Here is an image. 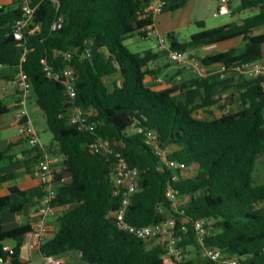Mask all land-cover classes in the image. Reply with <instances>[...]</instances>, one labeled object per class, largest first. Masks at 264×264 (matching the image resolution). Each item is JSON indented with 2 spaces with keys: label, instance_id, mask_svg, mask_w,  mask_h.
<instances>
[{
  "label": "trees",
  "instance_id": "obj_1",
  "mask_svg": "<svg viewBox=\"0 0 264 264\" xmlns=\"http://www.w3.org/2000/svg\"><path fill=\"white\" fill-rule=\"evenodd\" d=\"M57 1L59 11L52 0H34L38 8L24 41L8 44L3 43L22 12L17 2L0 6V79L13 80L22 71L27 74L32 94L44 108L48 130L65 159V171L72 177L71 183L56 188L50 203L64 209L51 221L54 231L43 239L42 254L65 258L77 253L78 264H166L161 243L146 242L120 229L113 216L121 198L114 194L110 175L119 154L130 167L142 171L140 190L126 215L129 224L150 226L174 215L180 245L200 254L195 225L203 220L207 229L204 247L221 249L239 264H264V185H256L253 176L257 162L264 158L261 79L227 72L208 77L193 74L175 81L183 70L179 67L176 75L167 76L171 88L156 91L146 83L148 75H156L150 65L170 51L188 52L193 47L241 39L245 43L242 50L232 48L200 60L228 67L264 60V33L254 35L264 27V0L241 1L236 13L255 12L247 18L213 29L198 22L201 31L188 42L180 43L169 34V50L138 54L130 52L125 42L135 35L146 37V29L153 24V15L147 11L151 0ZM188 1L168 0V7L177 10ZM58 13L64 15L65 23L52 31ZM68 52L72 53L70 61L64 56ZM42 60L54 70L67 64L76 69L75 104L91 113L95 132L70 122L67 91L62 82L47 76ZM235 94L239 96L238 112L201 117L200 112L212 115L208 110L222 100L233 103ZM4 111L0 108V113ZM139 129L156 134L165 158L147 144ZM98 138L117 142L119 149L95 154L90 146ZM171 146L175 150L170 151ZM9 151H0V184L15 177L1 172ZM164 159L186 165L175 184L183 213H174L166 197L174 170ZM28 202L25 198L12 203L0 197L1 255L10 257L13 264H27L21 260V249L31 227L4 232L1 214L5 210L20 213ZM9 239L17 243L12 255L3 252L2 244ZM188 263L210 264L202 257Z\"/></svg>",
  "mask_w": 264,
  "mask_h": 264
},
{
  "label": "built area",
  "instance_id": "obj_2",
  "mask_svg": "<svg viewBox=\"0 0 264 264\" xmlns=\"http://www.w3.org/2000/svg\"><path fill=\"white\" fill-rule=\"evenodd\" d=\"M18 3L22 12V17L13 25V33L24 35L29 25L35 18L38 6H34V0H15ZM57 10L59 11L60 4L57 0H52ZM147 11L153 16L162 13L168 7V0H151ZM219 7L215 12V17L226 16L232 13L230 3L231 0H218ZM65 23L64 15L58 13L52 25V31H58L63 28ZM163 44L165 40L162 41ZM213 46H204L206 50L211 49ZM169 50V47H167ZM64 56L67 60L72 59V53H65ZM89 56V54H88ZM170 62L176 64L183 69H190L200 77H208L213 75H220L227 72H234L239 75L248 77H255L261 79V88L264 92V60H258L250 63H243L237 66L228 67L225 64L206 65L202 60L196 57H190L186 52L170 51L168 54ZM44 70L47 76L55 81L63 83L71 106L68 109V117L72 124H75L81 130L95 132L97 124L91 119V113L75 104L77 97V72L71 65L67 64L65 67L54 70L48 65L46 60H42ZM216 70V71H214ZM17 87L21 88L20 101L17 105L16 121L20 122L21 119L27 114V102L32 94L31 84L27 74L23 71L20 72L15 79H13ZM158 83H162L161 78L157 79ZM139 133H144L147 138V144L156 147V153L165 158L166 153L158 148L157 136L151 131L139 129ZM19 141H25L34 149L35 167L38 171L39 180L44 190L42 207H40L33 215L37 218L31 224V231L26 235L24 245L28 249L29 258H33L35 252L43 259V264H67L64 257L53 255H44L41 252L42 241L35 242V235L39 234L40 238L50 230V218L55 217L63 207L52 206L50 203L55 197V171L52 168L53 159L50 155L49 149L41 144L39 134L35 127L30 124H20L19 128ZM91 150L95 154H107L113 151L111 141L98 138L91 146ZM165 164L168 168L174 170L166 190V197L169 200L171 210L174 213H183L181 200L178 198V192L175 184L180 181L182 175L186 171V165L176 161H167ZM142 171L138 168H132L130 165L117 154L116 162L112 167L110 175L111 182L114 187V194L121 198V205L119 209L113 214L120 229L130 232L137 238L146 242L156 240L161 243L166 251L164 256L166 264H189L188 255L186 250L180 245V237L177 235V220L174 215L167 218L166 221L158 222L150 226L137 227L129 224L126 221V215L132 203L133 196L140 190V179ZM163 207L159 208L163 212ZM195 229L197 232V239L201 247L200 254L203 259H206L210 264H239L234 257L227 256L221 249L204 247L205 236L207 229L205 228V221L200 220L196 222ZM3 252L9 255L13 254V248L9 246L3 247ZM3 264H13L12 259L7 257L0 258Z\"/></svg>",
  "mask_w": 264,
  "mask_h": 264
},
{
  "label": "crops",
  "instance_id": "obj_3",
  "mask_svg": "<svg viewBox=\"0 0 264 264\" xmlns=\"http://www.w3.org/2000/svg\"><path fill=\"white\" fill-rule=\"evenodd\" d=\"M235 1H240L241 5L242 0H231L232 13L230 15H232V21L230 23L243 18H247L248 16L255 13L249 10L243 13H236L240 5L236 8ZM15 2V0H0V6L4 5L9 7ZM205 2H208V0H205ZM211 2V13L212 15H214L219 7V1L211 0ZM208 15L207 18L205 16H202L200 7L197 8V0H189L183 8L177 10H172L170 9V7H167L162 13L153 16V24L146 29L147 35L143 39H159V45H154L155 51H164L169 46L167 42H165L164 44L162 42L164 40V35L174 34L176 31L184 27H189L193 24L197 25L199 31H201L198 22H203L204 28L207 29L205 19H208L210 17ZM257 30L264 31V27L259 28ZM177 41L179 42V40ZM210 46L213 47L208 50H206L204 47H193L189 49V51L186 53L190 57L202 59L208 55L224 52L232 48L242 50L245 46V43L241 39H237L219 45ZM194 50H201L202 56L194 55L192 53V51ZM150 68L155 70L156 75H148L146 77V83L151 89L156 91H163L168 88H171L172 84L167 81V76H174L179 71V68L176 67V64L172 62H169L167 64H157L154 65L153 68ZM187 70L195 74L192 70ZM158 78H161L163 82L158 83ZM185 79L188 78L183 73H180L175 79V81ZM13 81L14 80L8 81L5 79H0V108H3L5 110L4 112L0 113V151L10 148L9 160L2 165L1 172L3 175H15L14 179L0 184V197H8L12 203H20L25 198L29 199V202L24 206L22 212L20 213H15L10 210H5L2 212L1 220L2 229L4 232H9L23 226L31 227L32 222L37 219L33 217V215L40 207H42V201L44 196V190L39 180L38 171L35 167L34 160L32 158L33 149L28 145L27 142L19 141L18 139L20 122L16 121V111L17 105L20 101L21 88L17 87V85ZM238 98L239 96L235 94V100L233 103H227L225 100H222L216 106L221 107L224 105L221 115L224 112L229 111L238 112L241 109L238 102ZM206 114L207 113H205V115L201 117L204 119L212 117V115L208 114L209 116H211L209 117ZM26 115H28L29 117V124L35 127V129L37 130L41 144L49 149L50 155L53 159L52 168L55 171V188L62 184L71 183L72 177L68 172L65 171V167L63 165L65 159L59 153V149L56 146V143L54 142L53 135L48 130L44 108L41 102L33 94H31L30 99L27 102ZM111 145L115 149H119V145L117 144V142L111 141ZM173 150H175V147L171 146L170 151ZM29 160H32L30 167L27 164ZM12 189H15V191H13ZM52 220L53 218H50L48 220L50 222V230L46 232L42 238H40L39 234L35 235V242L42 241L45 237L50 238L52 236L54 231L53 224H51ZM16 244L17 243L15 240L9 239L6 240L2 244V246H9L14 249L16 247ZM186 253L189 259H201L199 251L196 249H186ZM1 257L2 255L0 245V258ZM21 260L22 262L27 264H35L37 261H39V264H43V259L37 252H35L33 258H29L28 249L25 247V245H23L21 249ZM66 262L67 264H71L67 260ZM0 264L3 263L0 261Z\"/></svg>",
  "mask_w": 264,
  "mask_h": 264
},
{
  "label": "rangeland",
  "instance_id": "obj_4",
  "mask_svg": "<svg viewBox=\"0 0 264 264\" xmlns=\"http://www.w3.org/2000/svg\"><path fill=\"white\" fill-rule=\"evenodd\" d=\"M240 1H235V7H239ZM200 7V11L202 16H205L207 18V15L210 16L208 19H205V23L207 25V29H213L216 28L222 24L225 23H230L232 21V15H226V16H220V17H215L211 13V8H212V2L211 0L208 2H205V0H197V8ZM211 14V15H210ZM244 16V15H242ZM199 31V28L197 25L193 24L189 27H184L178 31H176L173 35L177 40H179L180 43H185L188 42L191 38V36ZM264 31L262 30H256L254 32V35H259L263 33ZM168 35H164L163 38L164 40L168 43ZM159 45V39L153 38V39H143L141 38L140 35H135L134 37L130 38L125 42V46L128 48V50L134 54L142 53L148 50H153L155 51V46ZM194 55L202 56V51L201 50H194L192 51ZM191 53V54H192ZM169 58L166 55H161L159 60L156 63H152L150 67H154V65L157 64H167L169 63ZM176 67H178L176 65ZM179 68V67H178ZM187 78H191L193 76V73L188 71L187 69H183L181 71ZM223 106H218L215 107L214 109L208 110L209 112L212 113V117L215 116H220L222 113ZM200 115L203 116L205 115L204 112H200ZM208 115V114H206ZM211 115V114H209ZM208 115V116H209ZM211 117V116H209ZM254 180L256 185H264V158L259 160L256 164L255 171H254ZM65 259L69 261L71 264H77L80 263L81 259L77 253H68L65 255ZM35 264H39V261H37Z\"/></svg>",
  "mask_w": 264,
  "mask_h": 264
},
{
  "label": "water",
  "instance_id": "obj_5",
  "mask_svg": "<svg viewBox=\"0 0 264 264\" xmlns=\"http://www.w3.org/2000/svg\"><path fill=\"white\" fill-rule=\"evenodd\" d=\"M25 36L24 35H20V34H16V33H12L5 41L3 44H8V43H12V42H17V41H24ZM20 124H29V117L28 115H25L21 121Z\"/></svg>",
  "mask_w": 264,
  "mask_h": 264
}]
</instances>
